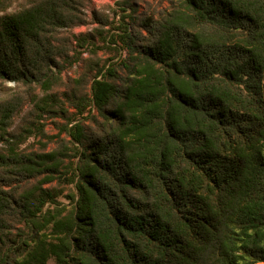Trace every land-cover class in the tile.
<instances>
[{
    "label": "trees",
    "instance_id": "obj_1",
    "mask_svg": "<svg viewBox=\"0 0 264 264\" xmlns=\"http://www.w3.org/2000/svg\"><path fill=\"white\" fill-rule=\"evenodd\" d=\"M9 1L0 82L49 90L68 22ZM140 27L111 38L126 74L101 68L74 99L96 128L69 120L72 147L20 152L18 106H0V264H264V0H174Z\"/></svg>",
    "mask_w": 264,
    "mask_h": 264
},
{
    "label": "rangeland",
    "instance_id": "obj_2",
    "mask_svg": "<svg viewBox=\"0 0 264 264\" xmlns=\"http://www.w3.org/2000/svg\"><path fill=\"white\" fill-rule=\"evenodd\" d=\"M172 2L174 0H10L7 13L57 4L68 22L49 33L57 52L56 60L60 68L63 67L51 89L0 82V106L6 103L18 106L9 128L10 139L28 137L19 151L43 154L69 145L70 139L63 130L71 119L77 118L88 130L95 129L88 113L90 109L80 117L74 99L89 95L92 80L101 68L105 71L114 68L121 76L126 74L122 62L127 54L122 53L121 43L114 45L111 40L120 34V26L132 24L133 31L142 32L140 22L148 17L160 18ZM129 5H133V9ZM55 72L58 73L56 69ZM7 153V146L0 141V155ZM68 154L70 157L65 164L75 163L73 152L68 151ZM48 187L63 193L59 198L62 203L68 202L66 196L73 191L72 187L60 185L58 181ZM12 225L15 232L23 229L17 222Z\"/></svg>",
    "mask_w": 264,
    "mask_h": 264
}]
</instances>
